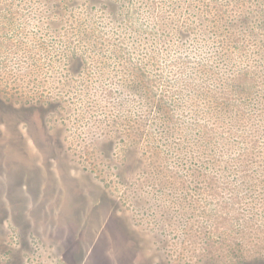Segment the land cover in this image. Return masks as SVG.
Returning a JSON list of instances; mask_svg holds the SVG:
<instances>
[{"label":"rangeland","instance_id":"374dc122","mask_svg":"<svg viewBox=\"0 0 264 264\" xmlns=\"http://www.w3.org/2000/svg\"><path fill=\"white\" fill-rule=\"evenodd\" d=\"M260 21L264 0H0V264H264V165L196 168L154 127L215 72L254 114Z\"/></svg>","mask_w":264,"mask_h":264},{"label":"trees","instance_id":"16d2710c","mask_svg":"<svg viewBox=\"0 0 264 264\" xmlns=\"http://www.w3.org/2000/svg\"><path fill=\"white\" fill-rule=\"evenodd\" d=\"M262 22L264 21H260ZM62 46L67 48L65 43H62ZM169 46L174 47L175 43L171 44L169 40ZM184 68L183 66L180 70L182 73H179V77L176 78L179 86L188 84L181 78V74H186ZM262 69H264V62H262ZM260 73L258 77L264 78L262 72ZM224 77L227 78L215 72L213 80L216 78V82L211 86L204 83L201 77L195 76L192 82L196 84L190 87V90L196 93L198 100L196 98L184 100L182 108L187 109L186 111L177 113L172 103L168 101L171 98L160 99L162 115L156 117L154 127L160 133L165 130L166 134H172L178 142L185 144L187 148L182 147L181 153L196 168L203 165H206L203 167L212 168L224 164L231 168L224 167L229 173L237 175L240 174L243 164L264 165V115H261V112H264V99L258 100L259 94L264 96V79L256 81L258 77H254V79L240 83L244 91L254 92L253 99L249 98V101L252 107H255V113L246 115L237 112V105L232 101L233 99L223 97L220 94L221 89L218 91L219 96L212 94L214 88L223 82ZM136 78L132 76V79H136L131 84L133 90H144L147 93L146 87L152 89V86L145 81L143 74L136 75ZM132 79L125 77L126 81ZM199 79L202 80L199 81ZM258 82L262 83L263 88ZM256 85L262 88L261 91L255 88ZM183 92L187 91L183 90ZM191 96H194L192 91ZM146 100H149L146 106L154 102L150 96H147ZM186 124H188L187 130L184 129ZM239 128L242 131L241 135H239ZM187 133L188 137L182 140V134ZM164 139L175 146H182V143H178L172 137ZM245 175H249V171H246Z\"/></svg>","mask_w":264,"mask_h":264}]
</instances>
